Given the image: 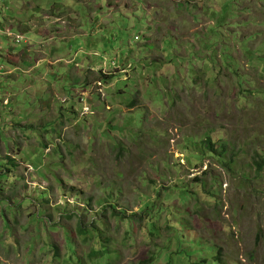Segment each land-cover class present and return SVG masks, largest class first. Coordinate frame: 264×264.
Masks as SVG:
<instances>
[{
  "label": "rangeland",
  "instance_id": "obj_1",
  "mask_svg": "<svg viewBox=\"0 0 264 264\" xmlns=\"http://www.w3.org/2000/svg\"><path fill=\"white\" fill-rule=\"evenodd\" d=\"M261 159L264 0H0V264H264Z\"/></svg>",
  "mask_w": 264,
  "mask_h": 264
},
{
  "label": "trees",
  "instance_id": "obj_2",
  "mask_svg": "<svg viewBox=\"0 0 264 264\" xmlns=\"http://www.w3.org/2000/svg\"><path fill=\"white\" fill-rule=\"evenodd\" d=\"M201 143H202V148L198 149V153L196 155H191L192 157H194L196 162H200L203 158H206V155H208L209 157L213 159L219 158L222 160L223 155L227 154L226 145L225 144L224 145L215 144L213 142V138L209 136H206L205 139L202 140ZM254 165L256 167L257 174L258 175L261 174L262 171L264 170V160L261 159L260 162L256 160L254 161ZM165 190H168V188ZM158 196H160V191H158L157 197ZM113 210H117V208L114 207ZM140 212L141 213L139 215L135 213L134 215L130 217V219H127L123 217V214H125V212L117 211V214L115 215V217L120 218V220H130L133 222H135L134 218H137V221H149L152 223V221L155 220L159 214H161L162 212H165V209L157 208L156 202L151 201V202L145 203L143 208L140 210ZM69 218H72V216H69ZM77 228H78V232L80 236H84L85 234L91 233V231H93L94 234L92 236H87L84 238L87 241L98 239L100 245L98 246L96 245L94 248H92L90 253L80 254L78 252V245L73 244L72 246L68 247V255H65L63 257V260L61 262L62 264H68L67 260L70 262H77L78 260H81V261H84V263L82 264H93L96 260H104L105 258L110 257L109 255L110 253L113 257H116L115 251L106 244V241H109L110 238L105 237V235H103V230L98 229L97 225H94L92 229H89L87 228V225L84 224V221L80 219V221L78 222ZM57 251L59 252L58 248H57ZM155 254L156 255L151 254L149 258L145 259L144 264H153L157 259V254H159V251L156 252ZM58 257H61V256H58ZM219 258L220 257L217 256L214 262H217ZM185 262L186 260L182 259V263H185ZM197 262L198 264H202L199 261ZM103 264H111V262L110 260H107L106 262L104 261ZM140 264H143V263H140ZM189 264H195V263L191 262Z\"/></svg>",
  "mask_w": 264,
  "mask_h": 264
},
{
  "label": "built area",
  "instance_id": "obj_3",
  "mask_svg": "<svg viewBox=\"0 0 264 264\" xmlns=\"http://www.w3.org/2000/svg\"><path fill=\"white\" fill-rule=\"evenodd\" d=\"M17 39H18V38H17ZM135 39H136V40H138V39H139V37H135Z\"/></svg>",
  "mask_w": 264,
  "mask_h": 264
},
{
  "label": "crops",
  "instance_id": "obj_4",
  "mask_svg": "<svg viewBox=\"0 0 264 264\" xmlns=\"http://www.w3.org/2000/svg\"><path fill=\"white\" fill-rule=\"evenodd\" d=\"M45 17H48L47 14L44 15Z\"/></svg>",
  "mask_w": 264,
  "mask_h": 264
}]
</instances>
